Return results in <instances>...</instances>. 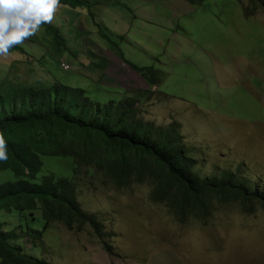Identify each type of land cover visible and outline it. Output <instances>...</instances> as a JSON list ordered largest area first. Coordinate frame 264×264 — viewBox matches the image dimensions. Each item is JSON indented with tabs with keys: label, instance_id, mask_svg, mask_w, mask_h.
<instances>
[{
	"label": "rangeland",
	"instance_id": "obj_1",
	"mask_svg": "<svg viewBox=\"0 0 264 264\" xmlns=\"http://www.w3.org/2000/svg\"><path fill=\"white\" fill-rule=\"evenodd\" d=\"M65 1L59 10L76 11L88 20L82 33L88 39L102 27L92 13L102 15L104 8L107 23L119 13V23L105 30L112 44L107 37L99 42L132 67L121 69L108 56L113 86L102 84L105 76L93 67L98 69V62L105 69L103 58L93 56L96 46L86 36L67 34L75 18L61 12L50 26L67 42L58 45L43 25L10 56L0 57V93L63 83L85 90L101 105L133 98L137 119L158 130L176 126L186 160L201 178L231 171L252 187L264 185V9L258 0H151L154 8H139L145 17L138 19L120 0H90L89 5ZM154 11L156 17H146ZM130 26L126 37L116 32ZM41 160L38 181L50 174L72 178V158ZM84 171L78 176L83 187L76 199L84 213L103 221L105 245L89 229L69 230L58 221L44 230L39 211L1 210L4 231H14L16 238L9 240L10 246L36 264H264V210L246 213L241 204L208 198L205 222L183 225L149 187L118 188ZM15 180L12 171H0V184ZM32 230L40 231L39 237L28 236Z\"/></svg>",
	"mask_w": 264,
	"mask_h": 264
},
{
	"label": "trees",
	"instance_id": "obj_2",
	"mask_svg": "<svg viewBox=\"0 0 264 264\" xmlns=\"http://www.w3.org/2000/svg\"><path fill=\"white\" fill-rule=\"evenodd\" d=\"M258 4L264 9L262 0ZM46 29L54 31L55 41L63 45L55 30ZM145 71L155 73L152 68ZM44 86L0 93V132L8 154L7 162H0V171L10 170L16 177L14 182L0 184V211H39L44 230L58 221L69 230L89 229L105 245L103 221L84 213L76 199L83 187L78 180L83 169L87 176L102 177L118 188L149 187L183 225L205 222L208 198L241 204L246 213L264 210V185L252 187L231 171L201 178L186 160L176 126L158 130L153 123L137 119L135 99L101 105L83 89L58 83ZM42 157L72 158V178L55 179L50 174L38 181ZM3 227L0 223L1 264H36L10 246L9 240L16 238ZM31 233L38 237L40 231Z\"/></svg>",
	"mask_w": 264,
	"mask_h": 264
},
{
	"label": "clouds",
	"instance_id": "obj_3",
	"mask_svg": "<svg viewBox=\"0 0 264 264\" xmlns=\"http://www.w3.org/2000/svg\"><path fill=\"white\" fill-rule=\"evenodd\" d=\"M61 7L60 0H0V57L51 24ZM7 141L0 132V162H7Z\"/></svg>",
	"mask_w": 264,
	"mask_h": 264
},
{
	"label": "crops",
	"instance_id": "obj_4",
	"mask_svg": "<svg viewBox=\"0 0 264 264\" xmlns=\"http://www.w3.org/2000/svg\"><path fill=\"white\" fill-rule=\"evenodd\" d=\"M114 1H117V0H110V3H114ZM128 2V4H125L124 2ZM186 0H179V2L183 3L185 2ZM66 1L65 0H60V5L62 3H65ZM73 3L75 4H86V5H89V2L90 0H87V1H83V0H72ZM120 2H123V5L122 7H125L129 10V12L134 16V18H139V15H142L143 17H145V15L142 13V12H139L138 9L139 8H147V9H151V8H154L155 5L152 4V1L151 0H120ZM109 3V5H111ZM102 11V15H98L96 12L92 13V15H96V17L99 19V22L100 24L102 25V27L97 31H92L90 32V39H88V37L86 35H83L82 33L85 32L86 30V26L88 24V20L86 19V17L83 15V14H78L76 11H72L70 9H67V8H63V10H57V12L55 13V15L59 14L60 15V18L62 17L61 15V12H69L71 13L73 16H74V20L75 22L73 23V31L70 33V30L67 31V34H71L74 39H76L77 37H84L86 36L85 39L87 40H91L95 46H96V51L95 53L93 54V56L97 59H100V58H103V62L105 63L106 67L105 69H102V65L98 62L95 63L96 66H98V69H95L94 70H97L101 75H104L105 79L107 80V83L106 82H103L102 84H104L105 86H113L112 84V81H113V78L112 77H109L107 76V73H108V69L110 68V65H109V58L108 56L110 57V59L114 60L116 63H117V66H121V69H124V68H127V67H131L130 65H126V62H128L127 60L125 59H119V57L116 55V52L114 49H112L109 45L107 44H101V42H99V37H107L108 41L110 40V37L109 35L106 33L105 30H112L113 28V23L116 22L117 24L119 23L118 22V18H119V13L117 14V19H112V21L110 23H107V19H106V15H105V9L102 8L101 9ZM91 16V14H90ZM156 17V11L153 12V14H150V15H146V17ZM63 17L65 19V15L63 14ZM92 20L94 21V18L91 19V24H94V22H92ZM45 27H50V24L47 25L45 24L44 25ZM76 26V28H75ZM132 28H133V25H131ZM131 26L128 28V29H119V30H116V32L118 34H121L123 37H126L129 33H130V30H131ZM47 30V34L48 35H51L52 38H54V35L53 33H50L48 32V29H45ZM57 35L60 37V41L61 43L63 42V44H65L66 39L63 36H61V31L60 30H57ZM59 33V34H58ZM63 38V39H62ZM54 41V40H53ZM111 43V41H109ZM112 44V43H111ZM120 50V49H119ZM115 79L117 81L121 80V77H120V73L117 72L115 74ZM131 79L134 78L133 75H130L129 76ZM122 80H124L122 78Z\"/></svg>",
	"mask_w": 264,
	"mask_h": 264
},
{
	"label": "bare ground",
	"instance_id": "obj_5",
	"mask_svg": "<svg viewBox=\"0 0 264 264\" xmlns=\"http://www.w3.org/2000/svg\"><path fill=\"white\" fill-rule=\"evenodd\" d=\"M48 25V24H47ZM52 28V27H51ZM52 30H54V29H52ZM49 33H50V31H48ZM52 33V32H51ZM50 33V34H51ZM53 33H55L54 31H53ZM59 34V33H58ZM59 38V37H58ZM56 38H53V40H55ZM63 39V38H62ZM59 40H61V39H59ZM59 43H61V41L59 42ZM63 43V42H62ZM86 68V67H85ZM38 77V76H37ZM48 82V81H47ZM63 84V83H62ZM48 85H50V84H48ZM65 85H67V84H65ZM69 86H71V85H69ZM37 87V86H36ZM45 87V86H44ZM85 91V90H84ZM109 190V189H108ZM3 212V211H2ZM28 214V213H27ZM91 214V213H90ZM97 216V215H96ZM32 217V216H31ZM170 217V216H169ZM34 219H35V217H34ZM13 231V230H12ZM10 233H12V232H10ZM13 233H14V231H13ZM26 235V234H25ZM29 236V235H28ZM39 237V236H38ZM36 239V238H35ZM38 239H40V238H38ZM34 240V239H33Z\"/></svg>",
	"mask_w": 264,
	"mask_h": 264
},
{
	"label": "built area",
	"instance_id": "obj_6",
	"mask_svg": "<svg viewBox=\"0 0 264 264\" xmlns=\"http://www.w3.org/2000/svg\"><path fill=\"white\" fill-rule=\"evenodd\" d=\"M61 67L66 70V69H70V67L68 65H64V64H61Z\"/></svg>",
	"mask_w": 264,
	"mask_h": 264
}]
</instances>
